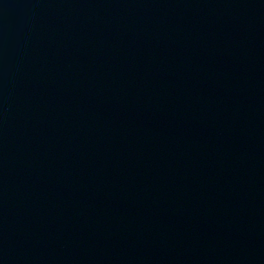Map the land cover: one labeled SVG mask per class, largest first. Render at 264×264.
I'll use <instances>...</instances> for the list:
<instances>
[{
	"label": "water",
	"instance_id": "water-1",
	"mask_svg": "<svg viewBox=\"0 0 264 264\" xmlns=\"http://www.w3.org/2000/svg\"><path fill=\"white\" fill-rule=\"evenodd\" d=\"M0 264H264V0H0Z\"/></svg>",
	"mask_w": 264,
	"mask_h": 264
}]
</instances>
